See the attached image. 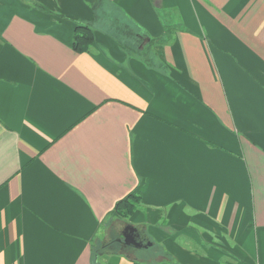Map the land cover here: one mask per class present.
Segmentation results:
<instances>
[{
  "label": "crops",
  "instance_id": "0c3cea01",
  "mask_svg": "<svg viewBox=\"0 0 264 264\" xmlns=\"http://www.w3.org/2000/svg\"><path fill=\"white\" fill-rule=\"evenodd\" d=\"M98 258L264 264V0H0V264Z\"/></svg>",
  "mask_w": 264,
  "mask_h": 264
},
{
  "label": "trees",
  "instance_id": "16d2710c",
  "mask_svg": "<svg viewBox=\"0 0 264 264\" xmlns=\"http://www.w3.org/2000/svg\"><path fill=\"white\" fill-rule=\"evenodd\" d=\"M87 4L93 9L94 12L98 9L99 3L101 0H85ZM40 8L51 12L48 8H45L40 5ZM52 13V12H51ZM117 33H119V37H126L129 40H133L134 45H128L130 50L133 52H139L141 49L139 48L142 44L140 39V35H138L133 30L129 29V27H118ZM96 42V34L95 29L92 27L90 23L87 22H78L76 24L74 30L73 37V49L78 53H89L94 48V44ZM155 44V41L151 39V44ZM142 200L141 197L136 194H129L122 200H120L114 212L119 218L120 221L127 223V221L138 211L141 209Z\"/></svg>",
  "mask_w": 264,
  "mask_h": 264
},
{
  "label": "flooded vegetation",
  "instance_id": "af4514ba",
  "mask_svg": "<svg viewBox=\"0 0 264 264\" xmlns=\"http://www.w3.org/2000/svg\"><path fill=\"white\" fill-rule=\"evenodd\" d=\"M123 230L121 231V235H119L118 237L115 238L111 236L112 238L110 237L108 240L102 242L99 247V253L103 251L106 252L108 250H114V249H119L118 251L123 252V253H127V252H130V253L139 252L140 253L142 250L145 249L144 247H137L134 244L125 245L123 235H122ZM140 234L141 235L140 237L137 238V240L145 244L146 243L145 237H143L142 235L143 233H140ZM119 239H121V241Z\"/></svg>",
  "mask_w": 264,
  "mask_h": 264
},
{
  "label": "water",
  "instance_id": "95a60500",
  "mask_svg": "<svg viewBox=\"0 0 264 264\" xmlns=\"http://www.w3.org/2000/svg\"><path fill=\"white\" fill-rule=\"evenodd\" d=\"M140 233H143L142 235L143 237H145V241H146L145 244L137 240V238L140 237L141 235ZM122 235H123L125 245L134 244L137 247H144V248H149L153 245L152 242H150L143 227H138L132 224H127L122 232ZM119 240L121 241V239Z\"/></svg>",
  "mask_w": 264,
  "mask_h": 264
},
{
  "label": "rangeland",
  "instance_id": "374dc122",
  "mask_svg": "<svg viewBox=\"0 0 264 264\" xmlns=\"http://www.w3.org/2000/svg\"><path fill=\"white\" fill-rule=\"evenodd\" d=\"M140 211L144 212L142 209H141ZM127 222H129V220H128ZM120 230H122V229H120ZM119 235H121V232H118V234H117V232H116V234L113 233V234H110V235H107V234H103V235H101V240H100L99 243H98V249H99V247H100V245H101L102 242L108 240L111 236H113V237L116 238V237H118ZM111 238H112V237H111ZM95 249H96V247H95ZM118 250H119V249L108 250V251H106V252H104V253H106V254L108 253V254H109V253H111V252H119ZM140 253H141V254L144 253V250H142ZM126 254H128V255L131 254V256H134V254H132V253H130V252H127ZM117 257H118V256H117ZM101 258H102V257H101ZM101 258L94 259V264H106V263H102V262H101Z\"/></svg>",
  "mask_w": 264,
  "mask_h": 264
}]
</instances>
